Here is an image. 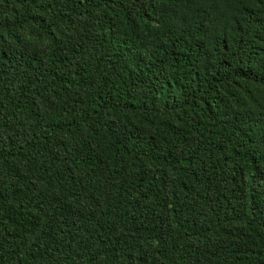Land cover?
Segmentation results:
<instances>
[{"label":"trees","instance_id":"trees-1","mask_svg":"<svg viewBox=\"0 0 264 264\" xmlns=\"http://www.w3.org/2000/svg\"><path fill=\"white\" fill-rule=\"evenodd\" d=\"M0 264H264V0H0Z\"/></svg>","mask_w":264,"mask_h":264}]
</instances>
